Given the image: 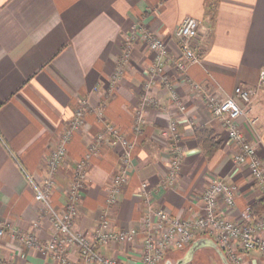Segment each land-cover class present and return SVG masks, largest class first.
I'll list each match as a JSON object with an SVG mask.
<instances>
[{
  "label": "crops",
  "instance_id": "1",
  "mask_svg": "<svg viewBox=\"0 0 264 264\" xmlns=\"http://www.w3.org/2000/svg\"><path fill=\"white\" fill-rule=\"evenodd\" d=\"M186 15L202 20L195 39L200 62L182 74L174 68L180 52L174 31ZM135 25L164 40L165 72L185 104L184 111L177 108L159 76L152 75L153 53ZM127 44L129 60L122 55ZM118 68L120 73L113 79ZM261 69L264 0H0V224L5 228L0 236L1 259L12 264H61L51 254L13 238L10 230L33 232L41 242L49 239L51 222L26 174L42 184L50 175L48 156L80 98L87 101L81 126L71 134L65 164L48 190L53 205L63 208L75 162H84L86 180L74 218L76 229L91 232L104 217L118 229H141L143 218L153 217L159 207L171 215L195 217L203 205L198 195L211 176L234 187V206L227 209L219 202L226 217L239 220L242 209L253 204L258 211L252 210L253 215L264 213V207L259 208L263 198L259 184L247 166L234 159L238 145L193 87L199 84L219 98L232 94L236 85L254 90L238 126L255 142L264 163ZM138 108L146 121L135 131ZM173 117L178 120L184 152L175 182L167 185L170 145L163 130ZM106 122L133 144L132 167L116 203H109L107 196L120 169L122 146L96 140ZM93 144L92 154L85 159ZM142 237L140 230L133 242L109 241L95 248L123 264H141ZM199 238H206L208 244L198 247L187 264H193L205 248L225 264L224 252L212 245L215 240L198 234L193 241ZM242 255L249 264H264L257 250ZM67 256V264H85L76 247L69 248ZM165 260L176 259L168 252Z\"/></svg>",
  "mask_w": 264,
  "mask_h": 264
},
{
  "label": "built area",
  "instance_id": "2",
  "mask_svg": "<svg viewBox=\"0 0 264 264\" xmlns=\"http://www.w3.org/2000/svg\"><path fill=\"white\" fill-rule=\"evenodd\" d=\"M202 20L186 15L182 18L174 31V36L179 39L180 52L174 62V68L185 74L189 65L200 62V54L196 50L195 39L199 35V27ZM134 29L141 30L140 37L145 41L153 53L152 75H157L166 84L170 91L171 99L181 111L185 110V104L180 96L171 88L165 72V58L167 46L164 40L155 33L135 25ZM125 60L129 59L130 48L126 45L122 52ZM120 73V69L113 75V79ZM259 83H264V69L258 74ZM148 86V84H147ZM193 87L203 97L207 108L211 113L219 117L226 127L229 137L238 145L239 150L234 156L237 163L247 166L252 178L259 184L264 198V163L258 157L255 142L248 140L238 126L239 117L245 112L252 101L254 90L252 88L236 85L233 93L224 98H219L207 93L199 84ZM146 99H149L148 97ZM86 99L80 98L73 116L55 148L48 156L47 167L50 175L44 179L43 184L36 182L29 174L27 178L34 189V197L41 203L44 213L52 225V233L48 240L41 242L33 232H25L12 228L10 234L27 246L35 247L45 254H51L61 264L68 263L67 251L76 247L85 264H123L117 258L106 256L98 251L97 244H105L109 241L133 242L140 230L143 232L141 241V264H161L166 254L173 249L186 248L198 234L210 235L224 252L227 264H249L243 257V253L251 250L259 251L264 257V213L253 215L251 206L247 205L240 212L239 220L226 217L219 208L221 201L227 209L235 204L234 187L216 176H211L209 184L198 195L203 201L202 212L195 217H180L171 215L165 209L159 207L154 210L153 217L145 216L141 229H118L112 225L108 218H102L91 232H84L74 227V218L78 211V202L83 191L86 172L82 160L75 162L74 176L68 187V199L63 208H57L49 198L48 190L54 185V174L67 159V142L71 134L81 126L82 112L86 105ZM146 119L143 109L135 111L134 130L140 131ZM177 118L169 120V124L163 134L169 140L168 171L165 178L167 185H172L178 175L183 160V144L177 129ZM108 135L113 136L111 140ZM96 140L119 142L122 152L119 156L120 169L113 176L107 201L116 203L122 184L128 178V172L132 167L131 149L133 144L111 122H106L104 129L97 132ZM95 144L85 154V159L92 154ZM145 187V184H143ZM5 232L3 224H0V236ZM0 264H12L5 262L0 257Z\"/></svg>",
  "mask_w": 264,
  "mask_h": 264
},
{
  "label": "rangeland",
  "instance_id": "3",
  "mask_svg": "<svg viewBox=\"0 0 264 264\" xmlns=\"http://www.w3.org/2000/svg\"><path fill=\"white\" fill-rule=\"evenodd\" d=\"M129 58H130V56H129ZM183 253H184V250L183 249H173V250H170L169 251V256H171L172 258L176 259L177 257H179L180 255H182ZM211 255H213V260L211 259ZM192 262H193V264H215V263L216 264H220L218 258L216 259V254L213 252V250L211 248L202 249L195 256V259ZM189 264H192V263H189Z\"/></svg>",
  "mask_w": 264,
  "mask_h": 264
},
{
  "label": "water",
  "instance_id": "4",
  "mask_svg": "<svg viewBox=\"0 0 264 264\" xmlns=\"http://www.w3.org/2000/svg\"><path fill=\"white\" fill-rule=\"evenodd\" d=\"M207 242L208 241L206 240V238H199V239L193 241V243L185 251V253L182 256L176 258L175 261L165 260L162 264H187L191 260V258L193 256V252L198 247L208 244ZM212 245L216 246V242L215 241L212 242ZM218 250L221 252V254H223V252H222V250L220 248ZM223 256H225V255H223ZM223 258H224V263L227 264V260L225 259L226 257H223Z\"/></svg>",
  "mask_w": 264,
  "mask_h": 264
},
{
  "label": "trees",
  "instance_id": "5",
  "mask_svg": "<svg viewBox=\"0 0 264 264\" xmlns=\"http://www.w3.org/2000/svg\"><path fill=\"white\" fill-rule=\"evenodd\" d=\"M259 202H262V203H259L260 204V207L259 208H262V207H264V198H262ZM258 204V203H257ZM253 207V208H252ZM256 204H253V206H251V210H253V212H258V211H256ZM254 214V213H253Z\"/></svg>",
  "mask_w": 264,
  "mask_h": 264
}]
</instances>
